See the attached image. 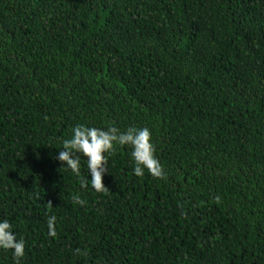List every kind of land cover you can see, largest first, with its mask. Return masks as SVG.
<instances>
[{
	"label": "trees",
	"instance_id": "16d2710c",
	"mask_svg": "<svg viewBox=\"0 0 264 264\" xmlns=\"http://www.w3.org/2000/svg\"><path fill=\"white\" fill-rule=\"evenodd\" d=\"M76 125L148 128L162 175L114 145L95 191ZM0 219L18 264H264V0H0Z\"/></svg>",
	"mask_w": 264,
	"mask_h": 264
},
{
	"label": "clouds",
	"instance_id": "9594fccd",
	"mask_svg": "<svg viewBox=\"0 0 264 264\" xmlns=\"http://www.w3.org/2000/svg\"><path fill=\"white\" fill-rule=\"evenodd\" d=\"M114 145L131 147L130 158L133 161L134 175H143L145 169L154 177L162 175L160 163L153 154L151 133L146 127L128 128L124 132H118L114 127L104 130L76 125L71 129L70 138L63 140L55 159L62 162L63 167L70 169L73 174L79 175L80 157H84L90 186L95 191L101 192L106 188L103 176L108 171L105 167L107 154L114 150ZM81 184H84L83 180ZM73 200L78 204L84 203L79 196H73ZM55 222L54 215L46 219L49 236L56 235ZM0 248L10 249L17 264L19 258L25 254L24 240L16 238L7 219H0Z\"/></svg>",
	"mask_w": 264,
	"mask_h": 264
}]
</instances>
